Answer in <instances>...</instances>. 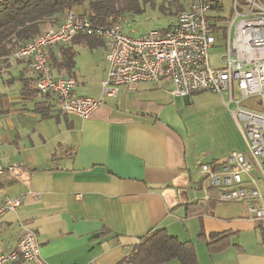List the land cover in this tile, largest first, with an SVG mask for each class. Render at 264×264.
I'll return each instance as SVG.
<instances>
[{
  "label": "crops",
  "instance_id": "0c3cea01",
  "mask_svg": "<svg viewBox=\"0 0 264 264\" xmlns=\"http://www.w3.org/2000/svg\"><path fill=\"white\" fill-rule=\"evenodd\" d=\"M170 18L164 28L176 15ZM83 35L45 53L49 63L72 52L71 71L55 65L52 74L74 78L75 93L98 98L107 75L105 41ZM36 77L28 59L0 61V164L22 165L16 175L0 174V202L25 193L0 217V252L31 229L49 264H120L142 237L162 228L191 241L199 264H264V230L246 217L244 203L219 202L214 193L203 199L199 164L246 151L221 95H172L165 80L141 81L134 90L120 86L83 119L59 111L53 94L37 91ZM221 238L225 246L210 252L206 243Z\"/></svg>",
  "mask_w": 264,
  "mask_h": 264
},
{
  "label": "built area",
  "instance_id": "2783aa9c",
  "mask_svg": "<svg viewBox=\"0 0 264 264\" xmlns=\"http://www.w3.org/2000/svg\"><path fill=\"white\" fill-rule=\"evenodd\" d=\"M210 3L190 1L170 26L140 36L124 33L120 21L97 24L67 9L58 26L35 36L9 59H28L37 74V91L53 94L62 113L83 119L98 110L104 98L117 96L120 86L134 90L141 81L165 80L172 85V95L189 96L198 91L221 95L239 126L246 151L234 150L222 160L199 164L203 199L209 201L214 193L219 202L244 203L246 217L264 230V0H234L233 16L222 28L225 45L219 68L210 67L208 58L218 28L209 17ZM77 34L105 41L107 75L98 98L75 93L74 78L54 76L50 71L45 48L65 44ZM249 99L252 104H244ZM21 168L20 163L0 164V174L16 175ZM24 199L25 193L3 199L0 217L16 210ZM36 238L33 230L25 229L15 246L0 252V264L19 258L23 264H49L42 258ZM85 264L101 262L92 259Z\"/></svg>",
  "mask_w": 264,
  "mask_h": 264
},
{
  "label": "trees",
  "instance_id": "16d2710c",
  "mask_svg": "<svg viewBox=\"0 0 264 264\" xmlns=\"http://www.w3.org/2000/svg\"><path fill=\"white\" fill-rule=\"evenodd\" d=\"M74 2L75 0H0V61L6 63L10 60V55L19 47L34 39L44 30L58 26L63 20L65 11L71 9ZM176 2L177 0H172L168 3L170 6ZM210 4L211 11L218 12L222 9L219 0H213ZM187 5L188 3L186 6L178 5L173 12L164 5L162 12L176 15ZM79 15L86 16L92 22L102 25H110L119 21L117 12L103 2H91L89 11ZM209 17L215 21L216 17L211 14ZM79 36L82 35H75L71 40ZM65 44L58 45L64 46ZM55 65L57 68L62 67L71 71L72 52H64L63 58L58 62L53 57L49 60L51 74ZM217 235L211 234L210 237L214 239ZM223 238L217 241L218 244L208 241L206 243L208 250L212 252L224 247L226 243L223 242ZM172 259H176L180 264H199L195 247L191 241H181L176 236L167 233L165 229L159 228L151 230L142 237L120 264H164Z\"/></svg>",
  "mask_w": 264,
  "mask_h": 264
},
{
  "label": "rangeland",
  "instance_id": "374dc122",
  "mask_svg": "<svg viewBox=\"0 0 264 264\" xmlns=\"http://www.w3.org/2000/svg\"><path fill=\"white\" fill-rule=\"evenodd\" d=\"M170 1L172 0H75L71 10L81 14L89 11L91 2H103L117 12L124 33L140 36L147 33L150 29L163 30L162 28L171 20L170 17H174V13L164 14L162 12L164 5L169 8L168 10L173 12L178 8V5L186 6L187 3L193 0H177L178 3L176 2L169 6L168 2ZM233 2L234 0H221L222 9L218 12L211 11V15H216V17L219 15L221 17L217 22L218 28L215 31V44L209 49L208 54L209 65L212 68H219L221 66L220 58L223 55L222 53H224L225 45L222 28L228 26L229 20L233 16ZM96 51L99 52V49H96ZM102 52L105 53L104 50ZM112 104L114 105L115 102L112 101ZM118 104L122 109L124 105Z\"/></svg>",
  "mask_w": 264,
  "mask_h": 264
}]
</instances>
